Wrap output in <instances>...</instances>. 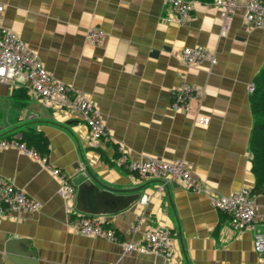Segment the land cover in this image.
I'll list each match as a JSON object with an SVG mask.
<instances>
[{"label":"crops","instance_id":"crops-1","mask_svg":"<svg viewBox=\"0 0 264 264\" xmlns=\"http://www.w3.org/2000/svg\"><path fill=\"white\" fill-rule=\"evenodd\" d=\"M190 1L191 18L180 25L166 21L164 0H0V26L14 32L54 80L95 105L109 136L92 142L78 114L28 94L23 75L0 81V139L19 141L32 129L48 142L45 162L16 148L0 150V177L39 204L35 212L0 221V264H264V252L253 248V234H264V226L233 230L208 195L254 187L249 88L264 65V27L246 25L241 2L223 33L214 0ZM91 29L104 33L98 44L86 39ZM196 46L215 63L184 64L181 50ZM182 82L203 90L189 113L170 108V92ZM198 117L208 124H197ZM115 147L133 161H183L207 193L135 176L118 163ZM86 168L106 186L125 190L122 196L138 195L115 213H83L100 217L119 242L83 236L68 225L67 208L82 214L76 192L90 182ZM52 169L74 186L69 203ZM254 203L264 214V194ZM149 228L171 231L169 259L123 253L121 243ZM25 251L32 256L13 254Z\"/></svg>","mask_w":264,"mask_h":264},{"label":"built area","instance_id":"built-area-1","mask_svg":"<svg viewBox=\"0 0 264 264\" xmlns=\"http://www.w3.org/2000/svg\"><path fill=\"white\" fill-rule=\"evenodd\" d=\"M169 15L167 22L185 24L193 11V2L190 0H164ZM243 2L245 9L244 20L250 28L264 27V0H214L213 5L219 9L221 30L226 32L231 23L236 9ZM3 5L0 2V13ZM104 33L98 29H91L86 33V39L92 44H98ZM180 60L188 65L194 66L205 60L215 63L214 56L210 55L203 47L184 48L179 54ZM23 75L29 82L28 94L43 101L47 105L72 111L80 116L84 122L92 142L108 140L109 136L104 124L98 115L95 105L83 94L75 92L71 87L54 80L43 68L37 56L27 45L10 29L0 26V81L7 82L14 76ZM252 91V86L249 88ZM170 108L177 112L189 113L191 102L200 101L203 90L182 82L171 92ZM208 119L198 117L197 124L205 126ZM16 148L24 153L37 155L35 152L25 148L24 144L15 140L0 139V150ZM118 163L131 174L141 179H160L164 181H178L181 185L192 192L207 193L201 189L198 181L191 175L189 168L183 161H159L147 158L141 161H133L127 158L121 148ZM45 162V158H42ZM52 175L60 183V194L69 203L74 197L75 188L62 175L58 169H52ZM212 206L227 214L230 218V226L235 231H253L257 224L264 226V214H257L254 198L250 189L242 188L230 195L209 193ZM39 204L30 198L24 191L16 188L11 182L0 177V221L10 214L21 212H35ZM69 214L68 225L83 236L105 238L110 242H119L116 234L105 226V222L97 216L84 214ZM137 219L133 231H137L141 224ZM124 254L131 252L142 253L156 258L169 259L172 249L171 231L168 229L149 228L142 235L131 242L121 243ZM253 248L257 254L264 252V234H253Z\"/></svg>","mask_w":264,"mask_h":264},{"label":"trees","instance_id":"trees-1","mask_svg":"<svg viewBox=\"0 0 264 264\" xmlns=\"http://www.w3.org/2000/svg\"><path fill=\"white\" fill-rule=\"evenodd\" d=\"M198 1L206 2L211 0ZM252 84V91L249 94V104L253 116V125L249 149L252 154L251 171L255 178V184L254 187L250 189V192L252 195L257 196L259 194H264V65L254 77ZM18 96L20 98L26 97L27 91H20ZM18 142L24 143L26 149L35 152L39 157H47L48 142L41 133L35 132L32 129H27L22 133ZM115 150L118 157L119 153L117 147H115ZM223 214L228 217L227 214ZM105 226L110 228L106 224Z\"/></svg>","mask_w":264,"mask_h":264},{"label":"water","instance_id":"water-1","mask_svg":"<svg viewBox=\"0 0 264 264\" xmlns=\"http://www.w3.org/2000/svg\"><path fill=\"white\" fill-rule=\"evenodd\" d=\"M99 153L98 150H95ZM90 182L78 186L76 192V209L85 214L100 215L104 213H115L127 209L138 199L137 194L127 197L122 196L125 190L110 188L97 180L88 168L85 169ZM19 257L32 256L28 251L13 253Z\"/></svg>","mask_w":264,"mask_h":264},{"label":"bare ground","instance_id":"bare-ground-1","mask_svg":"<svg viewBox=\"0 0 264 264\" xmlns=\"http://www.w3.org/2000/svg\"><path fill=\"white\" fill-rule=\"evenodd\" d=\"M213 3V2H212ZM230 26V25H229ZM24 144V143H23ZM83 214V213H82Z\"/></svg>","mask_w":264,"mask_h":264}]
</instances>
